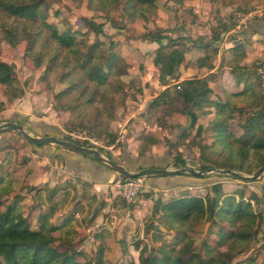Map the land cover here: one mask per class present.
<instances>
[{"label": "trees", "instance_id": "1", "mask_svg": "<svg viewBox=\"0 0 264 264\" xmlns=\"http://www.w3.org/2000/svg\"><path fill=\"white\" fill-rule=\"evenodd\" d=\"M96 1L103 7H120L122 21H133L143 6L155 7L149 0ZM232 2L235 3L233 0L228 3ZM83 21L84 33L93 36L86 44L79 41L78 28L69 27L60 32L37 8L30 11L25 0H0V41L11 46L24 41L27 55L43 64L46 71L57 73L58 81L65 84L53 95V109L69 115L65 127L86 130L98 139H105L108 146L115 143L122 146L118 134L110 129L113 112L107 108L114 111L124 104L126 93L121 77L126 74L127 60L117 52V43L112 38L107 45L104 44V21H97L93 16L83 17ZM230 22L218 19L216 25L210 26L209 36L173 35L171 29L158 25L146 28L141 36V40L157 44L151 62L157 70L159 84L167 86L152 98L147 109L152 111L165 106L172 113H180L188 119L187 125L172 127L176 132L174 139L164 137L168 145L167 155L176 166L187 167L186 159L179 153L180 144L197 148L199 170L210 167L250 174L264 162V80L258 73L264 62L240 64L241 57H235L229 73L235 85L243 83V87L241 91L226 93L224 101L211 97V88L204 79L185 80L178 85L179 88L176 85L173 92L169 88L170 81L179 80V66L184 54L199 48L215 55L218 50L215 44L220 41L222 33L230 30ZM125 23L121 27H125ZM111 24L116 29L121 28L116 22ZM0 85L7 102L23 95L13 63L0 60ZM235 100H241L244 105H237ZM3 105L4 102H0V106ZM234 113H237L236 117ZM233 118L237 119L240 134H236L229 124ZM7 131L9 129H2L0 133ZM150 140V143L154 142V139ZM8 146H0V264H119L105 259L102 247H98L93 255L78 248L75 242L79 239L74 238L72 227L78 207L76 203L70 209L64 206L68 189L63 191L57 184L52 187L47 183L32 185L36 188L31 192L36 197L35 202L32 195L27 198L19 192L20 187L16 188L20 183L18 177L12 175L15 150L11 147L13 145ZM172 147L178 150L175 155L170 151ZM143 168L146 167L137 169ZM151 178L155 176L144 179L146 185ZM30 180L32 184L37 183ZM222 183L221 180L212 182L204 196L184 191L162 200L153 196L152 189L140 193L152 202L151 218L154 217L157 224L164 222L167 232L172 231L171 240L156 248L158 254L149 251L144 255V264H257L259 257L252 254L240 263L233 260L258 242V249L264 253V188H257L259 192L247 198L244 187L227 189ZM42 198L45 203L40 204ZM132 202L123 200L128 209L132 208ZM37 208L39 213L33 227L30 215ZM204 222L212 239L196 245L197 229ZM147 225L157 229L153 221ZM100 238L98 232L94 233L96 241ZM138 245L136 241L135 247ZM166 252H177L178 261L171 259Z\"/></svg>", "mask_w": 264, "mask_h": 264}, {"label": "rangeland", "instance_id": "2", "mask_svg": "<svg viewBox=\"0 0 264 264\" xmlns=\"http://www.w3.org/2000/svg\"><path fill=\"white\" fill-rule=\"evenodd\" d=\"M166 1L168 3L165 6ZM229 1L149 0L155 6L154 8L148 7V5L143 6L133 21H122L120 7H103L96 0H25L30 11L37 8L39 12L41 11L45 15L46 20L55 25L60 32L69 27L78 28L80 33L77 35L82 44L89 43L93 38L92 33L89 36L84 33L86 28L83 17L93 16L97 21H104L103 29L106 32L105 39H103L104 44L107 45L112 38L117 43L119 49H116L117 52L122 53L127 60L126 74L124 73L121 77L126 93L124 104L114 111L107 108L110 113L113 112V118L109 123L110 129L118 134V141L120 144L122 143V146L116 143L108 146L105 144V139H98L86 130H68L65 127L64 124L69 115L53 109V95L65 84L58 81L57 73L46 71L43 64L27 55L24 41L15 46L0 41V60L15 65L17 83L23 90L22 96L12 102H7L4 88L0 85V102H4V105L0 106V123L5 121L20 122L25 130L33 136L49 135L63 139L69 136L71 139L70 135L72 134L79 144H86L97 149L104 156L108 155L129 171H137L139 166L147 167L150 164L166 166L165 168L168 169L180 168V166L174 165V161L167 155L168 145L161 138L163 137L162 133L170 132L168 138L174 139L176 132L172 127L177 124L184 126L187 118L180 113H172L165 106H160L152 111L147 109L149 102L161 87L157 83L153 84L157 81L156 72H152L153 69L144 70L143 62L151 59L153 51L152 48L144 46L142 49L139 48V44L143 41L141 36L146 28L157 25L171 29L172 34L176 35H189L194 38L197 36V32H201L203 35L209 36L210 26L216 25L218 19L221 21L225 19L231 21L230 31H232L231 29L234 31L230 32V35H233L234 38L254 15L264 16V0H233L235 3H228ZM238 6L240 7L238 8ZM248 14L253 16L245 18L249 16ZM115 22L118 27L125 23V27L116 29L111 24ZM239 25L242 27L240 30L237 29ZM1 37L0 31V39ZM199 53L211 57L210 52L201 51ZM193 55L192 57L195 58L198 54ZM263 68L264 63L260 70ZM145 72H147L146 76H144ZM178 81H170L169 88L172 92L176 86L175 83L179 84ZM145 125L150 127L155 125L156 129L152 132ZM7 129L9 131L0 133V146L4 148L6 145H13L11 147L15 150L13 153L16 158L12 175L18 177L19 192L32 195L31 192L36 189L32 185L42 184L40 178L42 176L43 179L44 175L50 185H60V189L63 191L68 189L69 194L64 206L70 209L71 205L74 207V203H76V207H78L72 223L74 238L79 239L75 242L78 248L90 251L93 255L98 247H102L105 259L116 261L119 264H144L142 261L147 252L151 251L158 254L156 248L171 240L172 231L167 232L164 222L157 224L155 218H151L152 202L140 194L141 192L152 189L154 191L153 196L155 198L159 196L162 200L178 196L184 191L204 196L209 192L208 187L212 182L221 180L227 189L237 186L244 187L245 196L248 198L250 194L257 193L255 192L257 191L255 185L257 180H260L257 179L254 183L250 181L245 183L247 181L240 179L229 180L226 175L209 174L204 178H197V181L202 184L187 185V187L179 184L164 187L153 186L147 180L148 185L145 188H142L131 199H125L120 196L116 185L119 180L130 178H123L110 169L106 170L103 168L106 166L101 164L102 169L107 171L109 177L102 180L101 186L97 185L98 188H95L96 181L94 178L97 179V177L92 175L94 170L84 169L81 174L76 173V176L64 172L65 161L61 155L66 152L63 148L54 144H47L42 147L34 146L28 143L26 137L19 131ZM150 137L154 139V146L153 143H150ZM176 150V147H172L170 151L175 155L174 153L178 151ZM179 151L182 157L186 159L187 167L199 170L195 146L180 144ZM56 155L61 157H56ZM145 178L137 177L135 179L139 183ZM30 179L34 180V183L37 181V183L32 184L29 182ZM35 198L32 195L34 202L36 201ZM123 200L126 203L133 201L132 208L128 209ZM42 203H45L43 198L40 204ZM38 213L39 211L35 210L30 215L31 226L33 227L36 225L34 222ZM151 221L157 225V229L152 226L148 227L147 224ZM158 229L161 230V233L158 232ZM262 231L264 232V226ZM96 232L101 236L97 241L94 239ZM209 238L212 239V235L206 231V222H204L200 229H197L195 244L199 245L201 241ZM136 241L139 242L138 247H135ZM259 245L260 242L251 245L245 254L234 258L233 262H239L252 254L259 257L257 264H261L264 261V253L258 249ZM166 255L178 261L179 254L177 252H166Z\"/></svg>", "mask_w": 264, "mask_h": 264}, {"label": "crops", "instance_id": "3", "mask_svg": "<svg viewBox=\"0 0 264 264\" xmlns=\"http://www.w3.org/2000/svg\"><path fill=\"white\" fill-rule=\"evenodd\" d=\"M179 28L181 27L179 26ZM240 28H242L241 25ZM194 29L196 30V27H194ZM231 30L234 31V29ZM232 31L229 30L221 34V39L219 42H217L218 45H216L218 48L217 53L215 55L210 54L211 55L210 58L206 54L201 55V53L199 52L201 51L204 52V51L199 48H193L192 50L186 52L184 54V60L179 66V76H180L178 81L179 84L182 83V81L184 80H190L194 78L204 79L207 82L208 87L211 88V97L219 98L222 101L227 99L226 93H234L241 91L243 87V83L239 84L238 86L235 85L233 77L229 73L230 65L234 60V58L237 56L241 57V59H239L238 61L240 64H250L253 61L264 62V16L261 17V15L259 14L256 15L253 19H251V21L247 22L244 25L243 29L238 31L239 34L234 38L233 35H230V32ZM200 34L203 33L197 32V36H199ZM142 42L139 44V48L141 49L144 46L147 48H152L151 50L154 51L157 47V44L154 42L145 41V40H143ZM193 54H198V55L195 58H193L192 57L194 56ZM143 63H144L143 65L145 71L146 69L147 70L153 69L152 72H156L155 74L157 75V70L153 66L151 59L145 60ZM258 73L261 75V78L264 80L262 69L260 70V67L258 68ZM146 75L147 72H145L144 76ZM156 83L161 88L159 87L160 89L155 95H157L161 90L167 87L166 85H160L158 80L153 84ZM235 99H240V98H235ZM234 102L237 105H244V103L241 100H235ZM196 113L198 112L196 111ZM233 115L234 117H236L237 113H234ZM187 124L188 121H186L185 125ZM229 124L236 134H240L241 131L237 126L236 118H233ZM145 126L147 129H150V131L152 132L155 131L156 129L155 125H152L151 127L148 125ZM169 133H162L163 137L161 139H164L165 136L168 137ZM65 152L66 153L64 155H61L65 161L64 172H68L71 176L73 175L76 176V173L81 174V172H83L84 169L90 171L94 170L92 175L94 177H97V179H100L97 180L96 178H94V181H96V183L94 184L95 188H98L97 185L98 186L102 185L101 184L102 180L108 179L109 174L107 173L106 170L109 169L107 167H103L106 170L102 169L101 167L102 163L97 162L88 157H84L77 154L73 155V153L67 151ZM45 153H48V151H45ZM46 155L48 156L49 154ZM162 159L159 160L161 161ZM11 161H13V159ZM150 166L151 164L147 167ZM44 176L43 179L42 176L40 178V180H42L43 183L48 182V186L50 187L55 185V184L50 185L48 179H45ZM259 179L260 180L259 181L257 180V183L255 185L256 190L259 187L264 188V176ZM149 181L151 182V185L153 186L157 185L159 187H164L166 185L168 186L178 185V184L179 185L183 184L184 186L202 184L201 182L197 181L196 177L195 178L192 176L181 177L180 175L155 177L149 179ZM252 182L254 183L256 181H252ZM19 184L16 185V188H18L17 186H19ZM255 192H259V191L257 190ZM25 195L27 196V198H30L31 196L30 194H25Z\"/></svg>", "mask_w": 264, "mask_h": 264}, {"label": "water", "instance_id": "4", "mask_svg": "<svg viewBox=\"0 0 264 264\" xmlns=\"http://www.w3.org/2000/svg\"><path fill=\"white\" fill-rule=\"evenodd\" d=\"M15 129L19 131L23 136H25L29 141L34 143L37 146H43L47 144H54L65 151L81 155L84 157H88L93 159L97 162L104 164L108 169L112 172L117 173L118 175L124 178H137V177H149V176H175V175H182L188 174L197 177H205L209 174H218V175H228L240 179L242 181H256L257 179L261 178L264 174V162L258 167L255 171L250 174H243L241 172H237L231 169H216V168H206L203 170H195L189 167H180L176 169H168L165 167L160 168H152L146 167L137 171H129L124 166L120 165L113 159H111L108 155H103L100 151L95 148L89 146H83L79 144L77 141L71 139H63L56 136H33L29 134L23 124L20 122L14 121H5L0 123V130L2 129Z\"/></svg>", "mask_w": 264, "mask_h": 264}, {"label": "built area", "instance_id": "5", "mask_svg": "<svg viewBox=\"0 0 264 264\" xmlns=\"http://www.w3.org/2000/svg\"><path fill=\"white\" fill-rule=\"evenodd\" d=\"M249 16H246L245 18H248L250 16H253L251 14H248ZM258 15V14H257ZM256 15H254L252 17V19L255 17ZM246 20V19H245ZM243 22V21H242ZM237 29H240V25L237 26ZM262 74L264 77V68L262 69ZM177 88H179V84L176 83ZM71 140L77 141V139L75 137H73V135L71 134ZM86 138V137H85ZM80 140H84V139H80ZM89 140V139H88ZM90 141V140H89ZM137 179L135 178H130V179H126V180H119L117 183V187L119 190V194L120 196H122L125 199H131L132 197H134L142 188L146 187V183L143 181H140L138 183V181H136Z\"/></svg>", "mask_w": 264, "mask_h": 264}]
</instances>
